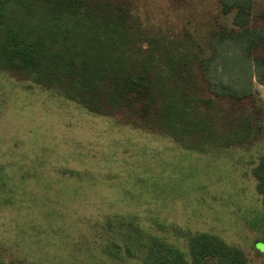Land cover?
Segmentation results:
<instances>
[{"label":"trees","instance_id":"trees-1","mask_svg":"<svg viewBox=\"0 0 264 264\" xmlns=\"http://www.w3.org/2000/svg\"><path fill=\"white\" fill-rule=\"evenodd\" d=\"M217 1L238 30L218 20L204 34L156 23L135 0H0V76L187 151L256 150L252 175L264 210V103L247 71L264 85V6ZM229 43L241 49V73L225 81L212 65ZM27 179L0 164V208L20 202ZM46 216L62 219L51 232L65 241L64 252L33 258L0 239V264H251L241 247L210 232L175 228L170 237L127 214L82 228L54 208ZM259 219L252 226L264 245V213Z\"/></svg>","mask_w":264,"mask_h":264},{"label":"rangeland","instance_id":"rangeland-1","mask_svg":"<svg viewBox=\"0 0 264 264\" xmlns=\"http://www.w3.org/2000/svg\"><path fill=\"white\" fill-rule=\"evenodd\" d=\"M135 1L163 25H186L204 34L205 25L218 20L230 31L239 29L234 13H222L217 0ZM254 4L264 6V0ZM240 54L239 45H224L212 68L225 81L237 77ZM247 71L264 103V85L256 81L255 69L248 65ZM0 108V164L17 176L28 174L16 193L20 202L0 208V239L8 244L33 258L61 255L65 241L51 230L62 219L51 223L46 216L54 208L78 228L88 220L127 214L170 237L175 228L210 232L241 247L251 264H264L262 234L252 226L264 213L252 175L256 150L187 151L168 138L117 125L2 76Z\"/></svg>","mask_w":264,"mask_h":264}]
</instances>
